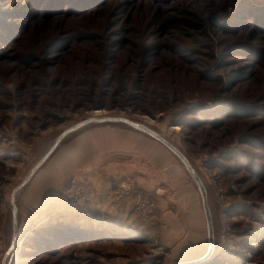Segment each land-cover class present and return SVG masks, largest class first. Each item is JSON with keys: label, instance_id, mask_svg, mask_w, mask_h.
Instances as JSON below:
<instances>
[{"label": "rangeland", "instance_id": "374dc122", "mask_svg": "<svg viewBox=\"0 0 264 264\" xmlns=\"http://www.w3.org/2000/svg\"><path fill=\"white\" fill-rule=\"evenodd\" d=\"M93 115L146 120L194 163L222 208L219 247L195 264H264V0H0V262L31 150ZM116 204L57 198L13 264L175 259L158 208L144 223ZM57 221L68 239L39 233Z\"/></svg>", "mask_w": 264, "mask_h": 264}, {"label": "water", "instance_id": "95a60500", "mask_svg": "<svg viewBox=\"0 0 264 264\" xmlns=\"http://www.w3.org/2000/svg\"><path fill=\"white\" fill-rule=\"evenodd\" d=\"M106 123L109 126L103 125ZM91 124L101 125L91 132L86 128ZM66 139L69 140L65 143ZM120 148L151 155L158 165L154 170L155 177L165 179L171 191V201L178 206V214L173 215L171 211L165 214L166 207L161 198L157 200V208L164 213L163 234H175L170 241L176 249V256L166 264H195L211 258L221 238L218 234L222 229V208L219 202L215 208L211 205L208 187L188 155L146 120L126 115H93L62 130L50 145L40 142L31 150L29 170L10 192V239L0 264L14 263L20 233L32 218L59 197L61 189L71 178H76H68V174L77 164L84 163L87 157L92 161ZM21 193L27 213L25 224L20 218L18 198Z\"/></svg>", "mask_w": 264, "mask_h": 264}, {"label": "crops", "instance_id": "0c3cea01", "mask_svg": "<svg viewBox=\"0 0 264 264\" xmlns=\"http://www.w3.org/2000/svg\"><path fill=\"white\" fill-rule=\"evenodd\" d=\"M109 159L111 160L109 161ZM105 161L108 162L105 163ZM157 166L151 155L144 153V151L131 152L128 148H120L104 153L92 161L91 157H87L84 163L77 164L75 169L71 170L68 178H78L94 193L93 197L84 205L82 204L81 208L88 205L91 210L101 207L104 209V206L110 202L117 203L116 205L120 207L121 212L124 208L128 212L133 208L132 198L117 199L111 181L127 175H134L139 187L151 190V192L159 191L158 198H161L163 206L166 207L165 214L171 211L173 215H176L179 213L178 206L171 201L169 185L166 184L165 179L158 180L154 175ZM170 203L172 204L170 205ZM173 205L177 209H174ZM159 212L162 221L164 213L161 210Z\"/></svg>", "mask_w": 264, "mask_h": 264}, {"label": "built area", "instance_id": "2783aa9c", "mask_svg": "<svg viewBox=\"0 0 264 264\" xmlns=\"http://www.w3.org/2000/svg\"><path fill=\"white\" fill-rule=\"evenodd\" d=\"M111 186L117 199L132 198L134 213L141 221H153L157 212L158 190L149 192L139 187L134 175L114 179ZM93 194L81 180L71 178L61 189L59 198L69 205H82L89 201Z\"/></svg>", "mask_w": 264, "mask_h": 264}, {"label": "trees", "instance_id": "16d2710c", "mask_svg": "<svg viewBox=\"0 0 264 264\" xmlns=\"http://www.w3.org/2000/svg\"><path fill=\"white\" fill-rule=\"evenodd\" d=\"M69 214L73 215V212L70 211ZM69 214H67V215H69ZM48 231L53 233L54 235H56V237L61 238L63 241L68 239L67 235H65V234H67V233L71 234L72 233V230L70 229V226L68 225V223L62 222V221L61 222L57 221L56 224L54 222L53 224H51V226L49 228L43 227V229L40 230L39 233L43 234V233H47Z\"/></svg>", "mask_w": 264, "mask_h": 264}, {"label": "bare ground", "instance_id": "6f19581e", "mask_svg": "<svg viewBox=\"0 0 264 264\" xmlns=\"http://www.w3.org/2000/svg\"><path fill=\"white\" fill-rule=\"evenodd\" d=\"M99 112H100V111H95L94 113H99ZM174 128H177V127H174ZM174 128H173V129H174ZM174 130H175V129H174Z\"/></svg>", "mask_w": 264, "mask_h": 264}]
</instances>
